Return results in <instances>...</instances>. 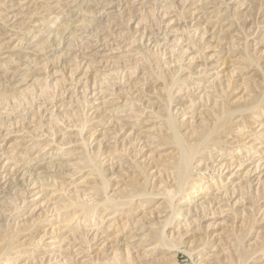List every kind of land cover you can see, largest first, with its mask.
<instances>
[{"label":"rangeland","instance_id":"obj_1","mask_svg":"<svg viewBox=\"0 0 264 264\" xmlns=\"http://www.w3.org/2000/svg\"><path fill=\"white\" fill-rule=\"evenodd\" d=\"M0 264H264V0H0Z\"/></svg>","mask_w":264,"mask_h":264},{"label":"bare ground","instance_id":"obj_2","mask_svg":"<svg viewBox=\"0 0 264 264\" xmlns=\"http://www.w3.org/2000/svg\"><path fill=\"white\" fill-rule=\"evenodd\" d=\"M154 39V38H153ZM60 43V42H59ZM227 113H229V112H227ZM170 119V118H169ZM175 131H176V129H175ZM176 133V132H175ZM174 133V134H175ZM176 135V134H175ZM175 135H174V137H175ZM207 135V134H206ZM205 135V136H206ZM177 136V135H176ZM206 138V137H205ZM204 138V139H205ZM212 138V137H211ZM177 141H178V139L179 138H175ZM207 140V139H206ZM200 141V140H199ZM201 141H202V138H201ZM180 144V143H179ZM180 147H181V144H180ZM179 147V148H180ZM180 152V151H179ZM182 153H181V156H180V154H179V156H180V163H181V165H178V166H180V168H179V175H177L178 177L177 178H179L181 181H184L185 182V179H187L188 177H189V175L187 176V172H188V170H189V172H190V169H189V167H190V164H191V160H192V158H193V156L195 155V153L197 152L196 151V147H185V148H183V150L181 151ZM195 157V156H194ZM176 169V168H175ZM178 170V169H177ZM188 172V173H189ZM192 172V171H191ZM190 174V173H189ZM189 179V178H188ZM176 180V179H175ZM204 180V179H203ZM188 181V180H187ZM183 182V183H184ZM189 182V181H188ZM177 183V182H176ZM178 184H180V182L178 183ZM184 187V186H183ZM182 187V188H183ZM195 187V186H194ZM193 189V188H192ZM188 190L187 189V191H189L188 192V195L191 193H194V190ZM183 191V190H182ZM196 192V191H195ZM174 193V192H173ZM155 195V194H154ZM166 196H168V195H166ZM109 199V198H108ZM171 200V199H170ZM112 201V200H111ZM110 201V202H111ZM106 202H108L109 203V201H107L106 200ZM98 203V202H97ZM98 205V204H97ZM175 213H176V210L174 209V210H172L171 211V216L173 217L174 215H175ZM173 219V218H172ZM163 233V232H162ZM144 235V234H143ZM142 235V236H143ZM147 236H148V234L147 235H145V236H143L142 237V239L143 240H146V238H147ZM149 238H151V239H156L158 242H162V237H163V234L161 235V233L160 232H157V231H155V232H153L152 234H151V236H150V233H149V236H148ZM166 241V240H165ZM1 243H2V241H1ZM163 244V243H162Z\"/></svg>","mask_w":264,"mask_h":264}]
</instances>
